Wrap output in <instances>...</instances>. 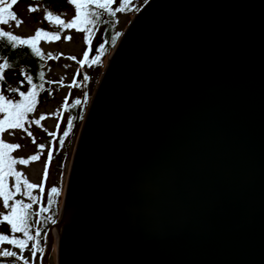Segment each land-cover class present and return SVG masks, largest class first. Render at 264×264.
Instances as JSON below:
<instances>
[{
    "label": "water",
    "instance_id": "95a60500",
    "mask_svg": "<svg viewBox=\"0 0 264 264\" xmlns=\"http://www.w3.org/2000/svg\"><path fill=\"white\" fill-rule=\"evenodd\" d=\"M46 233L40 264H264V0L133 15Z\"/></svg>",
    "mask_w": 264,
    "mask_h": 264
},
{
    "label": "snow or ice",
    "instance_id": "6c2138e0",
    "mask_svg": "<svg viewBox=\"0 0 264 264\" xmlns=\"http://www.w3.org/2000/svg\"><path fill=\"white\" fill-rule=\"evenodd\" d=\"M18 3V0H0V25H9L10 22H15L16 27H20L23 23L22 20L17 18V15L11 9L14 5ZM68 3L74 7V17L66 22L62 18V14H56L54 11L44 8L45 16L44 19L57 31L49 32L43 29H38L35 34L28 38H21L14 35L13 32L4 30L0 28V48L5 44L10 46V49L19 50L21 48H27L30 50L31 55L38 57L40 61H46L47 59H52L53 56L49 53L47 56L38 47L41 40H46L48 42L58 41L63 30L74 29L77 33H85L84 40L88 45V50L83 54V59L80 60V69H83L85 65H97L101 63V56L105 52L104 44L101 43L97 51L99 55H96L94 59L89 60V53L92 51V41L97 31H99L100 25L108 24L110 21L103 19L107 16L109 18L116 17L117 13H123L129 10V5L131 0H120L119 5L115 8L114 5L117 4V0H68ZM38 7L29 6V12H37ZM114 22V21H113ZM120 33H116L111 38V43L115 45ZM66 40L70 41L72 39L71 35L65 37ZM27 55L28 53H21ZM16 54H13V59ZM70 60H75V57H68ZM13 63L7 58L6 55L0 56V82H5V72L13 68ZM24 80L30 85L27 91H21L23 84L19 87L7 85L6 89L0 87V114H3L0 118V134L12 130H23L27 132L28 136L32 133L25 128V124H35L40 125V122L46 119L45 115H41L39 119L29 120V114L35 112L36 107L39 103L38 97L41 92L46 91L45 83L52 84L57 83L56 81H46L45 73L43 71L39 72L38 79L39 84L33 82V77L26 74L23 68L20 69ZM79 75V73H77ZM84 81H88L89 77L85 75L83 77ZM63 86L62 81L59 82ZM79 87L75 78L73 83L68 85V87ZM5 92L13 94V96H19V99H14ZM49 94H51L49 92ZM86 102V98H85ZM81 104V100H75L72 107H76ZM68 102L67 99L64 101L63 107L67 110ZM68 130L63 132V137H67L72 128V120H68ZM59 125H57V128ZM14 135V133H11ZM49 136H55V133H48ZM35 143V140H33ZM62 146L64 140L59 141ZM22 147L20 144L7 143L3 139H0V201H2L3 209L7 210V214L0 212V227L10 226V233L0 234V245H10L13 249H18L17 251L10 250L9 248L0 247V259L12 258L16 261H22L23 264H29V261L25 259L23 253L29 248V242L34 241L31 245L32 257L35 258L39 252L43 256L44 249L40 246V240L38 239L41 235L40 230L35 232V235L31 234V220L33 215L40 216L43 213L49 211L53 203V198L59 195V190L56 187L51 188V194L49 195V207H40L39 211L33 213L31 211L34 204L38 202L40 197L34 196L33 191L39 189L40 193L44 192L43 181L48 179V163L52 159V154H48V162L45 164V169L43 173L42 183L40 185L33 184L28 181L24 174L17 171L16 165L27 166L30 161H38L41 158L42 153L32 155L31 157L25 158H14L12 153ZM43 145H39V149H43ZM10 178L14 180V183L9 185ZM23 188V190H22ZM20 196V199L16 197ZM25 199L30 201L25 203ZM52 223H55L51 217H48ZM40 221H37L39 224ZM16 234H22V238ZM46 239V237H45Z\"/></svg>",
    "mask_w": 264,
    "mask_h": 264
},
{
    "label": "flooded vegetation",
    "instance_id": "af4514ba",
    "mask_svg": "<svg viewBox=\"0 0 264 264\" xmlns=\"http://www.w3.org/2000/svg\"><path fill=\"white\" fill-rule=\"evenodd\" d=\"M148 0H131V3L129 5V10H126L123 13H117L116 17L109 18L107 16L103 17V19H107L110 22L108 24H101L99 31L96 32L93 41H92V51L89 53V60L95 58L96 55H99V52L97 49L99 48L100 44H104L105 52L101 56V63L97 65H85L83 69H80L79 61L83 59V54L86 50H88V45L85 43L84 36L85 33H77L74 29L71 30H63V32L60 35V39L58 41L48 42L46 40H41L38 44V47L41 48V51L47 56L49 53L52 54V59H47L46 61H40L38 57L34 56V59L32 62H30L28 59L24 61H20L18 63L11 62L10 58L8 57L10 51H13L15 49H10V46H5V50H0V56L6 55L7 58L10 60L11 63H13L14 67L6 70L5 72V82H0V87H3L6 89L7 85H12L19 87L20 84H23V87L20 89L21 91H27L30 88V85L27 84V82L24 80L23 75L20 72V69L23 68L26 72V74L31 75L33 77V82L36 84H39L40 81L38 79L39 72L43 71L45 73V80L46 81H56L57 83L48 84L45 83V89L46 91L41 92L40 96L38 97L39 103L36 107V109L44 108L46 103L47 104H53L51 101H56L54 104L55 110L53 113H51V117L54 119V126L52 133H55V136H51L55 141L56 147L58 148H64V145L67 140H72L73 137L77 136V127H76V120L79 116V112L83 109L84 105H89L90 100L92 98L94 89L96 88V85L99 81L100 76L104 72L108 57L112 53L113 49L115 48L117 42L123 35L127 25L131 21L133 15L147 2ZM120 0H117V4L113 7L119 5ZM38 7L37 12H29L28 8L29 6ZM44 8H48L49 10L54 11L56 14H62V18L65 19L66 22L70 21L74 17V7L68 3V0H18V3L13 6L11 9L14 11L17 15V18L19 20H22L23 23L20 27L15 26V22H10L9 25H0V28L13 32L14 35H17L21 38H28L35 34V31L38 29H43L45 31L49 32H55L57 29H55L53 26H51L45 19V11ZM129 20L127 24V20ZM114 21V22H113ZM24 30V31H23ZM116 33H120L119 38L117 39L115 45L111 43V38ZM71 35L72 39L70 41L66 40L65 37ZM50 46L51 48H47ZM54 46L57 47H63V46H70L73 51L70 53L61 51L60 49L54 50ZM4 49V48H3ZM28 54L30 53V50L27 48H21ZM7 50V51H6ZM20 50V49H19ZM8 54H7V53ZM27 54V55H28ZM29 56V55H28ZM75 57V60H70L68 57ZM61 64L62 67H64L66 71V75L62 78H53L52 76L47 75L48 71L52 69L51 66L59 65ZM79 73V75L77 74ZM87 75L89 77L88 81H84L83 77ZM98 76V79L95 82L94 77ZM75 78L76 82L79 84V87H68V85H71L73 83V79ZM62 81L63 86L59 83ZM64 90V93H63ZM49 92L51 94H49ZM6 95H9L10 97L14 99H19L18 94L13 96V94L5 92ZM86 98V102H85ZM67 99L68 106L67 110L63 107L64 101ZM81 100V104L77 105L76 107H72L75 100ZM32 114V113H31ZM31 114H29V120H32ZM41 115L46 114L43 112ZM68 120H72V128L70 130V133L67 137H63V132L68 130ZM43 121V120H42ZM41 124V122H40ZM57 125L59 127L57 128ZM82 125V124H81ZM31 126H36L37 128L40 125L31 124H25V127L29 129ZM43 127V126H42ZM81 128V127H80ZM63 139L64 143L61 146L59 141ZM77 141V139H76ZM75 142V139H74ZM76 145V143H75ZM75 148V147H74ZM55 186V185H53ZM50 186V187H53ZM5 230V234L7 233L10 235L11 233L7 232L6 227L3 228ZM43 236V235H42ZM40 246L45 249V237H43ZM2 248H9L10 250L17 251L19 254L18 249L11 248L10 245H0ZM29 250L26 249L23 253L25 259L26 258V252ZM53 250H56V247L54 245ZM52 250V252H53ZM51 252V254H52ZM39 253V252H38ZM51 254L49 256V261L51 258ZM41 257V255H40ZM28 260V259H27ZM48 261V264H49ZM0 264H23L22 261H16L12 258L8 259H0ZM39 264H40V258H39Z\"/></svg>",
    "mask_w": 264,
    "mask_h": 264
},
{
    "label": "rangeland",
    "instance_id": "374dc122",
    "mask_svg": "<svg viewBox=\"0 0 264 264\" xmlns=\"http://www.w3.org/2000/svg\"><path fill=\"white\" fill-rule=\"evenodd\" d=\"M129 20L130 19L127 20V24ZM47 48H51V47L48 46ZM58 49L64 52H68V53L73 51L70 46H63V47L54 46V50H58ZM51 67L52 69L48 71L47 75L52 76L53 78H62L63 76L67 74L64 67H62L61 64L51 66ZM94 79L96 82V80L98 79V76L97 77L95 76ZM63 93H64V90H63ZM55 102L56 101L53 100L51 101V103L53 104L46 103L44 108L38 107L35 110V112L31 114L32 119H39L40 117L39 115L42 114L43 112L46 114V119L41 121V124L39 126L41 128H37L36 126H31L28 129L27 127H25L26 129H28V131L32 133L31 136H28L27 132L23 130H12V129H10L8 132L0 134V139H3L5 142L13 143V144H20L22 146L12 153V156L14 158L27 159L31 157L32 155L42 153L41 158L38 161H30L27 166L19 165V164L16 165L17 171L22 172L24 176L28 179V181L33 184L40 185L42 183L45 164L46 162H48V154L49 152H51L52 154V159L50 163H48V179L46 181H43L44 192L40 193L38 188L33 191L34 196L40 197L38 202L34 204L31 209L33 213L38 212L40 207H44L47 201V198L49 196V192H51L50 186L55 185V186L62 187L61 192L63 193L62 194V200H63L68 172H69L73 152L75 149L74 147L76 146L75 145L76 139L78 137V136H75L73 137L72 140H67L64 145V148L62 149V148L56 147V144H55L56 140H54L51 136L48 135V133L50 132L52 133L53 126H54V119L51 117L50 114L53 113L55 110V106H54ZM2 116L3 114H0V118H2ZM11 133H14V135H12ZM74 139H75V142H74ZM33 140H35V143H33ZM39 145L44 146L42 150L38 148ZM13 183H14V180L10 178L9 180L10 187ZM17 197H19V199L21 198L20 196H17ZM29 202L30 201L25 199V203H29ZM0 212L7 214V210L3 209L2 207V201H0ZM46 214L47 213H44V216L42 214L40 216L33 215L32 221H31V225L33 228L31 229V231H33L32 233L33 235H35V232L37 230H40L42 228V216L46 217ZM37 221H40V223L37 224ZM52 224L53 223H51L49 226H51ZM5 227H6V230L8 229L7 232L8 233L10 232V226L5 225V226L0 227V234H5L4 232L5 230H3V228ZM54 228L55 227H53L52 229ZM46 232L47 231L45 229L43 231V236L39 237L41 238L40 243L43 237L46 236L45 235L47 234ZM16 235L22 238V234H16ZM32 243H34V241L29 242V250L26 252L25 255L29 261V264H39L40 253H37L35 258L32 257V252H31ZM56 261H57L56 250L55 251L53 250L49 264H56Z\"/></svg>",
    "mask_w": 264,
    "mask_h": 264
},
{
    "label": "trees",
    "instance_id": "16d2710c",
    "mask_svg": "<svg viewBox=\"0 0 264 264\" xmlns=\"http://www.w3.org/2000/svg\"><path fill=\"white\" fill-rule=\"evenodd\" d=\"M5 48H7V47L4 45L2 48H0V50L1 51L2 50H5ZM21 53H27V52H25L24 50L20 49V50L10 51V53L9 54L7 53V54L9 55L8 57L10 58L11 62H13V63H18V62L24 61L26 59H28L30 62L33 61L34 56L31 55V53L28 54L29 56L28 55H23ZM13 54H16L14 59H13ZM87 107H88V105L86 103V105H84L83 109L79 112L80 114H79V116H78V118L76 120V127H77L76 130H77V133H79L81 124L83 122V119H84V116H85V113H86V110H87ZM53 187H56L59 190V195L53 198V203H52L51 207L49 208V211L46 212L47 213L46 214V217H43L44 216V213L42 214L43 215L42 216V228L40 229V233H41L40 237H42L43 231L45 229L47 231V229L50 227L49 225L52 223L50 220H48V217H51L52 220H55V218L57 216V213H58V211H59V209L61 207V204H62V194H63L61 192V188L62 187H60V186H53ZM50 194H51V192H49V195ZM48 198H49V196H48ZM48 198H47V201H46V203L44 205V207H46V208L49 207V200H48ZM17 199H19V197H17ZM32 233H33V231H31V234ZM38 239L40 240L41 238H38Z\"/></svg>",
    "mask_w": 264,
    "mask_h": 264
},
{
    "label": "bare ground",
    "instance_id": "6f19581e",
    "mask_svg": "<svg viewBox=\"0 0 264 264\" xmlns=\"http://www.w3.org/2000/svg\"><path fill=\"white\" fill-rule=\"evenodd\" d=\"M57 225V224H56ZM60 225V224H59ZM55 228L51 230V236L55 239L59 233V226H54Z\"/></svg>",
    "mask_w": 264,
    "mask_h": 264
}]
</instances>
